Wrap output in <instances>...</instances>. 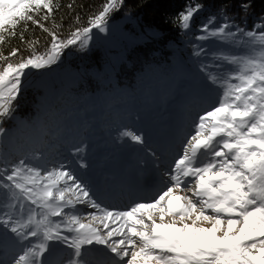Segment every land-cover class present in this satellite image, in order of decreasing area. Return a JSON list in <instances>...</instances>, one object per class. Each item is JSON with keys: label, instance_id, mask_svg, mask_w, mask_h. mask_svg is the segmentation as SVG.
<instances>
[{"label": "snow or ice", "instance_id": "snow-or-ice-1", "mask_svg": "<svg viewBox=\"0 0 264 264\" xmlns=\"http://www.w3.org/2000/svg\"><path fill=\"white\" fill-rule=\"evenodd\" d=\"M122 6L107 0L87 26L64 35L57 31V0H0V264H264V14L249 30L221 7L225 23L216 25L212 14L201 25L197 39L219 43L194 45L193 56L211 53L213 64H200L205 95L170 156L162 159L143 133L118 134L143 146L159 177L124 210L93 190L107 186L105 177L89 181L64 164L39 163L46 127L23 158L4 152L5 142L34 124L16 119L4 127L31 71L56 64L70 46L86 48L93 30L106 32L109 14ZM202 7L189 4L179 13L183 29ZM252 7V0L240 3L245 16ZM29 23L50 37L43 51L38 39H26ZM17 36L28 54L19 47L5 54ZM71 149L79 168H88L83 141ZM77 205L95 211L82 217Z\"/></svg>", "mask_w": 264, "mask_h": 264}, {"label": "trees", "instance_id": "trees-1", "mask_svg": "<svg viewBox=\"0 0 264 264\" xmlns=\"http://www.w3.org/2000/svg\"><path fill=\"white\" fill-rule=\"evenodd\" d=\"M57 2L60 7L55 12V21L62 25L57 31L66 35L75 27L87 26L88 18L97 14L107 0H57ZM241 2L242 0H123V6L110 13L118 17L130 16L121 34L112 32L104 41L96 44L87 43L83 50L78 46L64 49L56 66L40 75L43 80L39 86L31 83L23 86L13 113L15 117L6 118L4 127L6 129L14 127L16 119L33 121L34 124L22 130L14 143L5 142L2 145L4 152L14 159L15 152H22L21 147L39 141L41 129L44 127L48 129L61 113L69 111L68 115L71 117L70 114L74 112L75 107L95 100L96 96L100 104L87 107L80 117L72 119L67 117L61 119V122L68 121L72 127L81 124L84 128L87 124L95 125L92 121L94 117L99 116V107H103V103H108L106 98L117 99L122 93H132L130 89L135 88L140 90V95H147L152 85H155L154 89L167 90L164 85L172 81L170 75L166 73L167 70L174 67L178 69L177 74H183L188 64L189 67L197 68L201 60H204V55L197 58L193 56V51L194 45H203L197 37L201 33V25L210 15L216 14L215 23H218L223 20L219 17V9L226 7L227 14L237 24L241 25L244 21L242 27L246 22L247 29L251 30L260 22L258 18L264 14V0H252L253 7L247 16L240 8ZM195 3L203 7L194 14L190 28L185 30L178 20L179 13L187 5ZM69 4L72 8L68 7ZM77 16L79 21L76 20ZM47 23L50 26L51 22ZM19 30L18 28L17 32ZM25 37L38 39L40 51L50 45L48 34L30 23ZM11 47H19L23 55L28 54L24 51L26 45L21 43L18 36L5 45V54ZM144 48L147 52L141 51ZM192 75L204 77L200 68ZM120 77L127 80L120 81ZM91 83L96 86H92ZM128 83H131L133 88L129 87ZM63 129H66V126ZM20 135H26V138L21 139Z\"/></svg>", "mask_w": 264, "mask_h": 264}, {"label": "rangeland", "instance_id": "rangeland-1", "mask_svg": "<svg viewBox=\"0 0 264 264\" xmlns=\"http://www.w3.org/2000/svg\"><path fill=\"white\" fill-rule=\"evenodd\" d=\"M114 15L109 14L111 17L108 18L107 31L100 32L94 29L88 43L92 42L96 44L99 41H104L112 32L121 34L124 31V24L129 22L130 16L118 17ZM204 22H207V19ZM223 23L225 21L220 20V22L215 24L220 25ZM201 34L199 33V35ZM217 43L219 42L214 40L202 41V46L207 50L210 47L215 48ZM141 51L147 52V49L144 48ZM234 54H240L239 50H236ZM61 57L56 64L61 60ZM201 61V63L212 65L211 53L208 56H204V60ZM56 64L46 69L32 70L24 80L23 86L30 83L31 85L39 86L43 80L40 75L51 71ZM189 66L188 64L183 74H177L178 69L174 67L166 71L172 80L169 84L164 85V87L168 88L167 90L154 89L155 85H152L147 95H140V90L135 88L130 89L132 93H122L117 99L114 97H110V99L106 98L108 103H103V107H99V116L94 117L92 121L95 125L87 124L84 128L83 124H81L78 127H72L68 121L62 120L64 122H61V119L69 117V111H64L58 118L52 121V124L48 128L49 135L44 137L48 142V147L44 150L45 160L39 161V163H46L49 168L57 163L64 164L66 167L75 170L76 174L81 175L82 178L89 181L105 177L107 186L97 184L93 190L98 196L103 197L104 204L118 207L117 210H124V207L133 201L127 195L124 185L130 182L141 184V179L137 173L127 169L136 167V164H130L128 159L132 157L134 161H141L145 157H151V155H145L143 146L136 144L127 137L121 139L118 134L125 129L135 131L138 134L143 133L147 142L155 150L156 142L163 144L167 142V140H164V137L167 132L174 131L172 127H181L183 125L182 128L185 130L192 113L205 95L204 77L192 75L200 66L197 68ZM209 70L215 72L216 68L210 67ZM173 73H175L174 76L172 75ZM125 80L127 79L120 77V81ZM196 83H199V85ZM91 85L96 86L94 83H91ZM128 86L133 88L131 83H128ZM199 90H203V92L197 94L196 92ZM101 101L105 100L101 99ZM100 103L96 96L95 100L75 107L74 112L76 113H71L70 115L72 116L69 118L80 117L85 113L87 107ZM65 126L69 131L63 129ZM20 138L25 139L26 135H20ZM81 141L86 145V150L82 153L89 165L86 169L79 168V164L74 158L71 149V144ZM39 142L40 140L21 147L22 152H15L13 160H18L28 155L30 150L37 146ZM148 159L151 160L152 158ZM145 160L147 158L142 161ZM146 164L151 165L149 162ZM140 193L136 192L133 195L139 197ZM77 208L79 209V215L82 217H86L88 212L95 211L86 205H77ZM53 219L59 218L54 217ZM83 222L87 223V220L85 219ZM55 259H57V256L54 254L53 260Z\"/></svg>", "mask_w": 264, "mask_h": 264}, {"label": "bare ground", "instance_id": "bare-ground-1", "mask_svg": "<svg viewBox=\"0 0 264 264\" xmlns=\"http://www.w3.org/2000/svg\"><path fill=\"white\" fill-rule=\"evenodd\" d=\"M173 133H176V132H173ZM178 135V133H177ZM168 139H171V137H167ZM162 139V138H161ZM163 140V139H162ZM175 147H177L174 143L171 144L170 146H168V148L170 149H176ZM128 161L132 162V157H129ZM152 181V178H146L143 182L144 184H148Z\"/></svg>", "mask_w": 264, "mask_h": 264}]
</instances>
